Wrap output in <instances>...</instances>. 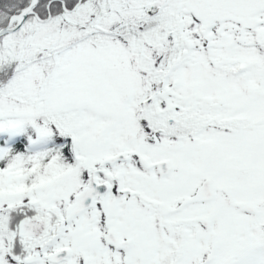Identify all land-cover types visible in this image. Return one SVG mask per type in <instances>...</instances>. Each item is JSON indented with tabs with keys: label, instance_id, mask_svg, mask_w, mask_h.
Returning <instances> with one entry per match:
<instances>
[{
	"label": "snow or ice",
	"instance_id": "snow-or-ice-1",
	"mask_svg": "<svg viewBox=\"0 0 264 264\" xmlns=\"http://www.w3.org/2000/svg\"><path fill=\"white\" fill-rule=\"evenodd\" d=\"M0 264H264V0H0Z\"/></svg>",
	"mask_w": 264,
	"mask_h": 264
}]
</instances>
